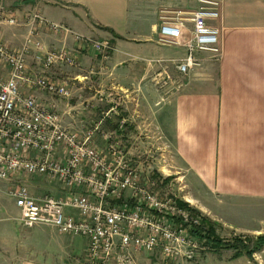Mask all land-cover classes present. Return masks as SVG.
Wrapping results in <instances>:
<instances>
[{
    "label": "crops",
    "instance_id": "obj_1",
    "mask_svg": "<svg viewBox=\"0 0 264 264\" xmlns=\"http://www.w3.org/2000/svg\"><path fill=\"white\" fill-rule=\"evenodd\" d=\"M217 1L221 4L220 18L209 24L219 29L221 57L213 60L207 53H195L202 60L201 66L187 77L179 76L169 66L170 76L182 84L171 95L166 94L171 85L159 89L154 84V78H161L157 77L161 67L149 65V61L180 60L186 51L157 44L158 11L169 8L191 13L198 8L197 0H0L1 6L21 20L14 27L0 25V42L11 50L18 49L27 32L22 19L33 12L83 37L108 40L112 49L107 59L101 60L71 36L40 29L42 50L27 56V72L65 82L72 97H52L26 85H20L21 92L33 96L42 106L54 103L63 124L81 136L97 122L91 113L95 108L85 110L83 105L92 104L93 97L103 93L90 79L103 76L109 86V93L104 94L123 95L132 102L124 115L112 117L114 134L123 138V131L117 127L121 117H127L131 128L140 117L152 121L159 129L158 136L172 150L193 201L200 203L199 210L217 215L214 209L233 208L245 217L255 210L258 216L254 223L228 221L244 234L243 238L255 239L264 234V0ZM186 27L191 25L187 23ZM61 48L77 56L80 68L43 71V54ZM9 76L10 68L0 63V78L7 80ZM93 144L104 147L100 135L94 137ZM19 177L0 181V264H81L85 239L60 234L48 226L23 227L20 211L8 197L10 189L21 186L37 198L47 195L63 199L81 191H69L53 182L57 190L52 194L48 178ZM194 193L202 195L199 198ZM65 213L77 217L70 208ZM213 251L200 253L189 264H207L205 257ZM143 256L147 255L137 257V264ZM213 264H264V249L254 253L252 259L215 260Z\"/></svg>",
    "mask_w": 264,
    "mask_h": 264
},
{
    "label": "built area",
    "instance_id": "obj_2",
    "mask_svg": "<svg viewBox=\"0 0 264 264\" xmlns=\"http://www.w3.org/2000/svg\"><path fill=\"white\" fill-rule=\"evenodd\" d=\"M197 2V10L191 13L169 8L158 11L157 44L186 51L180 60L149 61V65L161 67L157 75L161 78H154V84L159 89L171 85L167 95L182 87L168 73L169 66L179 76L187 77L201 66L202 60L195 53H207L213 60L221 57L219 29L209 24L219 20L221 4L217 0ZM20 22L18 16L0 5V25L14 27ZM22 23L27 32L18 49L11 50L0 42V63L10 68L9 78H0V181L15 180L23 174L37 175L69 191L81 192L57 199L33 197L22 186L10 189L8 197L20 211L21 225L48 226L60 234L85 239L87 247L81 264H137L139 255L157 256L163 264H189L200 253L212 251L203 217L189 206H179V198L163 194L166 178L160 177L161 171L144 176L135 169L127 160L129 154L121 139L114 132L103 131V121L92 123L79 136L63 124L54 103L42 106L33 96L21 92L20 85H26L52 97H72L65 82L27 72V56L42 50L40 29L71 36L101 60L107 59L110 42L83 37L62 24L47 21L39 12L25 15ZM187 23L191 28L186 27ZM40 65L43 71L80 68L77 56L66 48L46 51ZM113 96L96 95L99 103L111 105L104 118L119 116L122 100ZM83 107L96 108L90 103ZM125 124V119H120L118 131H123ZM98 134L103 148L93 144ZM67 208L75 210L77 217L67 215Z\"/></svg>",
    "mask_w": 264,
    "mask_h": 264
},
{
    "label": "rangeland",
    "instance_id": "obj_3",
    "mask_svg": "<svg viewBox=\"0 0 264 264\" xmlns=\"http://www.w3.org/2000/svg\"><path fill=\"white\" fill-rule=\"evenodd\" d=\"M101 77L102 78L100 79H90V81L93 83L92 85L94 87L98 88V90H102L103 93H109V86L108 84H105V78H103V76ZM103 84L107 85V87L105 88ZM74 91L76 90H73V92ZM113 97L122 100L119 116L124 115L126 111L125 108L132 103L130 101V97L128 99L123 95H114ZM93 98L95 99V102H93L92 104L96 106L95 111L91 109V113H93V119H95V121H103V131L113 132V124H110V121H112V117L109 116L108 118H104L105 113L111 109V105L107 102L99 103L97 97L95 96ZM108 115H110V112ZM125 121L127 123L124 125V130L121 134L123 138H118L121 139L122 144L126 148V151H128V162L144 176H147L153 172L156 174L158 173L156 172L158 170L161 171L159 172L160 177L170 179L164 187L163 194H165L166 197L168 196L179 198L181 202L186 203L189 208H191V210H194V213H197L201 217H203V221L207 229H209V226L210 228L212 227L214 234L218 239L225 243L238 238L243 239L242 236L244 234H240L237 230V227L230 225L229 222H233L234 224H240L243 221H245L247 224L254 223L256 222L258 216L256 214L257 212H255V210H253L254 212L252 213L248 211V216L245 217L244 213L240 212L238 209L233 208L214 209L215 212H217V215H214V212L211 211L202 212L201 210H199L200 203H196L193 201L191 196L193 194L181 180L180 177L182 173L181 171H179V169H177L176 162L173 159L174 157L172 154V150L168 145H165L166 143L158 136L159 129L155 126V124L152 121L150 122V120L142 119L140 117L135 120V125L131 128V126H128L130 124L128 123L127 117ZM142 121H145V123H142ZM129 135L131 137H129ZM99 146L103 148L102 144H99ZM43 182L46 183L44 180ZM56 190L57 188L55 187V185H53V182L49 181V193L54 194ZM194 195L200 198L202 194L194 193ZM211 204L212 203H210L209 206H211ZM231 255L232 252L230 251L218 249L205 257V263L213 264L215 260H228L231 258ZM141 259L142 261L140 264H163L159 260V258L154 255L143 256Z\"/></svg>",
    "mask_w": 264,
    "mask_h": 264
},
{
    "label": "trees",
    "instance_id": "obj_4",
    "mask_svg": "<svg viewBox=\"0 0 264 264\" xmlns=\"http://www.w3.org/2000/svg\"><path fill=\"white\" fill-rule=\"evenodd\" d=\"M169 180L170 179L167 178L163 184L166 185ZM178 205L181 207H188V205L183 202H178ZM206 238L210 242L212 250L223 249L226 251H231L232 252L230 258L231 260L240 257H246L248 259H252L254 253L264 249V234L258 236L255 239H250L247 237L243 239L238 238L225 243L215 236L212 227L210 228L209 226V229L207 230Z\"/></svg>",
    "mask_w": 264,
    "mask_h": 264
}]
</instances>
